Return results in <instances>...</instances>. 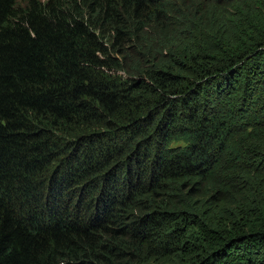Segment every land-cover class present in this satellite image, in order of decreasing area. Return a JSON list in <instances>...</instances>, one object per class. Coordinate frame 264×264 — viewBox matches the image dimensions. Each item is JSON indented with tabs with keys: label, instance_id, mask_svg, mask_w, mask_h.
<instances>
[{
	"label": "trees",
	"instance_id": "obj_1",
	"mask_svg": "<svg viewBox=\"0 0 264 264\" xmlns=\"http://www.w3.org/2000/svg\"><path fill=\"white\" fill-rule=\"evenodd\" d=\"M0 264H264V0H0Z\"/></svg>",
	"mask_w": 264,
	"mask_h": 264
}]
</instances>
